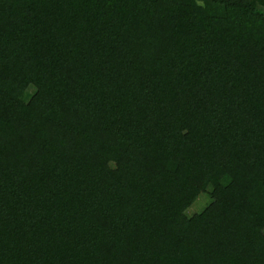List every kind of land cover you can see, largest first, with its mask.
Segmentation results:
<instances>
[{"label":"trees","instance_id":"16d2710c","mask_svg":"<svg viewBox=\"0 0 264 264\" xmlns=\"http://www.w3.org/2000/svg\"><path fill=\"white\" fill-rule=\"evenodd\" d=\"M0 264H264V3L0 0Z\"/></svg>","mask_w":264,"mask_h":264},{"label":"rangeland","instance_id":"374dc122","mask_svg":"<svg viewBox=\"0 0 264 264\" xmlns=\"http://www.w3.org/2000/svg\"><path fill=\"white\" fill-rule=\"evenodd\" d=\"M252 1H254V2H256V3H258V4H263L264 3V0H252ZM196 182H197V184L198 185H201L202 184V182H203V179H197L196 180ZM202 187V186H201ZM204 206V202H203V200H202V198H201V196L200 197H198L192 204H191V206L187 209V214L188 215H190L191 213H194V212H197V211H199L202 207Z\"/></svg>","mask_w":264,"mask_h":264}]
</instances>
